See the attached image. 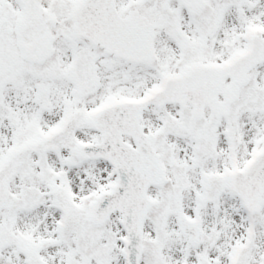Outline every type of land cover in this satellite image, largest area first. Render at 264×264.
Here are the masks:
<instances>
[{"label":"snow or ice","instance_id":"obj_1","mask_svg":"<svg viewBox=\"0 0 264 264\" xmlns=\"http://www.w3.org/2000/svg\"><path fill=\"white\" fill-rule=\"evenodd\" d=\"M0 264H264V0H0Z\"/></svg>","mask_w":264,"mask_h":264}]
</instances>
